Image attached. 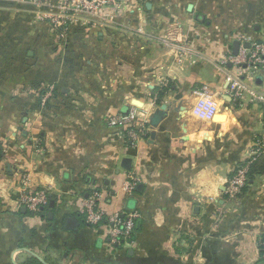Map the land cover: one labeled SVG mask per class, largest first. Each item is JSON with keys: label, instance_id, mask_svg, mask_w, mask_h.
I'll return each instance as SVG.
<instances>
[{"label": "crops", "instance_id": "0c3cea01", "mask_svg": "<svg viewBox=\"0 0 264 264\" xmlns=\"http://www.w3.org/2000/svg\"><path fill=\"white\" fill-rule=\"evenodd\" d=\"M44 1L0 0V264H264V157L249 160L264 79L231 61L264 44V0H122L110 20L59 28ZM204 87L212 122L192 113ZM133 107L130 130L109 126ZM25 193L47 202L32 212ZM95 195L106 217L139 213L131 243L86 221Z\"/></svg>", "mask_w": 264, "mask_h": 264}, {"label": "built area", "instance_id": "2783aa9c", "mask_svg": "<svg viewBox=\"0 0 264 264\" xmlns=\"http://www.w3.org/2000/svg\"><path fill=\"white\" fill-rule=\"evenodd\" d=\"M43 1L44 0H31V2L37 5ZM45 3H47V1ZM122 5V0H56V3L51 5L49 11L47 14H44L43 17L49 19L54 27L58 28L69 22L73 24L78 20H82L83 24L92 25L97 22V20L112 19L113 14L122 9ZM231 61L237 65L242 74L250 76H255L257 74V76L260 77H262V75L264 76V44L256 45L253 50H242L236 57H232ZM230 83V90L234 97L236 99L240 98L243 89L240 81L233 79ZM253 96L262 105L264 110V94ZM51 97V93H47L43 98V104H45ZM201 97L202 98L199 99L193 107V116L200 121L212 122L218 115L219 110L208 87H204L201 90ZM137 113L138 110L133 107L125 115L116 114L109 118V126L130 130ZM128 133L132 138L136 136L133 131H128ZM261 157H264V136L259 142H257L256 150L250 155L249 160L252 163ZM250 164L240 167L235 176L229 181L228 194L230 198L235 199L241 194L247 182V173ZM135 186V182L129 184L127 186V192H134ZM98 198L99 196L95 195L94 198L87 200V202L83 204V212L86 215V221L94 226L101 223L108 225L113 242L115 243H131V237L135 232L136 224L140 218L139 213L128 212L122 216L116 215L110 218L106 217L101 211L95 210L96 200ZM21 201L32 212L36 213L40 211L41 206L46 204L47 198L44 193H25Z\"/></svg>", "mask_w": 264, "mask_h": 264}, {"label": "water", "instance_id": "95a60500", "mask_svg": "<svg viewBox=\"0 0 264 264\" xmlns=\"http://www.w3.org/2000/svg\"><path fill=\"white\" fill-rule=\"evenodd\" d=\"M237 46V44H236ZM236 55H238V52H236ZM258 83H262V78H259ZM166 113V107L162 106L152 117L151 119V124L153 127H157L159 125V123L161 122V120L163 119L164 115ZM220 116H222L220 114ZM72 220V219H71Z\"/></svg>", "mask_w": 264, "mask_h": 264}, {"label": "trees", "instance_id": "16d2710c", "mask_svg": "<svg viewBox=\"0 0 264 264\" xmlns=\"http://www.w3.org/2000/svg\"><path fill=\"white\" fill-rule=\"evenodd\" d=\"M42 97V95H41ZM50 105V104H49ZM140 229V222H137L136 224V227H135V232L134 234L132 235L131 239L134 240L135 239V233ZM259 248H260V251H261V254L264 256V236L261 237L260 239V245H259ZM36 260H33L31 261L29 264H36Z\"/></svg>", "mask_w": 264, "mask_h": 264}, {"label": "rangeland", "instance_id": "374dc122", "mask_svg": "<svg viewBox=\"0 0 264 264\" xmlns=\"http://www.w3.org/2000/svg\"><path fill=\"white\" fill-rule=\"evenodd\" d=\"M262 77L264 78V76L262 75ZM219 111H220V108H219ZM221 112V111H220ZM215 120H216V117H215ZM218 120H220V118H218Z\"/></svg>", "mask_w": 264, "mask_h": 264}]
</instances>
